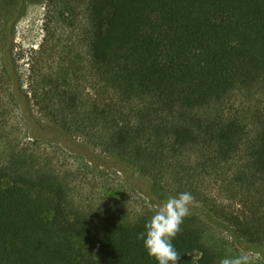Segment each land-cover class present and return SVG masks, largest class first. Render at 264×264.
I'll use <instances>...</instances> for the list:
<instances>
[{"label":"trees","instance_id":"obj_1","mask_svg":"<svg viewBox=\"0 0 264 264\" xmlns=\"http://www.w3.org/2000/svg\"><path fill=\"white\" fill-rule=\"evenodd\" d=\"M37 1L71 23L81 12L85 52L70 46L54 69L32 70L30 97L7 72L32 143L0 122V264H157L137 239L153 214L80 207L35 146L49 143L38 117L53 141L112 154L93 159L132 170L154 195L194 196L204 215L173 240L179 264L241 249L264 264V0ZM26 3L0 0V20L16 5L15 22ZM242 97L256 109L234 111Z\"/></svg>","mask_w":264,"mask_h":264},{"label":"rangeland","instance_id":"obj_2","mask_svg":"<svg viewBox=\"0 0 264 264\" xmlns=\"http://www.w3.org/2000/svg\"><path fill=\"white\" fill-rule=\"evenodd\" d=\"M16 10L17 6L14 5L13 10L0 20V31L6 37L9 35L5 41H0V122L7 124L11 138H19L26 144L32 142L24 136L26 133L20 116L21 108L12 102L10 95L14 86L7 72L16 82L15 88L29 96L31 74L37 76L32 70L49 72L52 67L54 69L61 53L67 52L70 46L75 52H85L79 29L83 17L76 10V18L71 23V14L58 18L54 8L47 2L27 0L23 15L14 22ZM235 103L233 109L240 115L255 110L257 106L256 101L249 102L244 97L237 98ZM38 118L49 143L44 144L39 140L35 146L54 161V168L66 182L70 197L93 216L102 215L114 208L123 210L131 217L154 214L158 205L167 199L163 195H154L149 184L137 173H132V170L125 168L120 171L115 167L97 166L101 161L93 159L95 154L105 158H112V154L91 146L89 151L85 150L73 140L65 142L58 138L60 143L53 141L56 136L51 133L57 130L51 127L47 119ZM74 140L87 146L82 139ZM191 213L201 219L204 209L194 202ZM218 232L229 238L226 232ZM240 254H248L252 260H261L258 254L248 249H241Z\"/></svg>","mask_w":264,"mask_h":264},{"label":"clouds","instance_id":"obj_3","mask_svg":"<svg viewBox=\"0 0 264 264\" xmlns=\"http://www.w3.org/2000/svg\"><path fill=\"white\" fill-rule=\"evenodd\" d=\"M195 198L183 191L170 195L158 205L157 210L145 222L144 230L137 236L150 258L157 264H179L181 254L173 244V240L182 232L181 225L189 217ZM248 254L225 256L219 264H251Z\"/></svg>","mask_w":264,"mask_h":264}]
</instances>
